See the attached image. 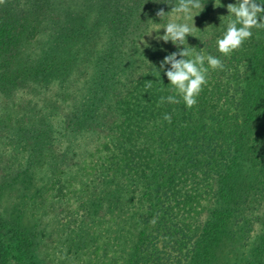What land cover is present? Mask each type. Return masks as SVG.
Instances as JSON below:
<instances>
[{"label":"trees","instance_id":"1","mask_svg":"<svg viewBox=\"0 0 264 264\" xmlns=\"http://www.w3.org/2000/svg\"><path fill=\"white\" fill-rule=\"evenodd\" d=\"M140 1L71 0L78 7L64 11L62 0H0V202L21 201L37 221L57 210L69 233L80 231L72 221L99 217L82 241L88 256L105 215L115 222L113 212H129L139 241L121 264L228 261L225 238L246 246V233L264 229V29L228 56L213 51L223 68L209 70L192 108L161 104L174 93L154 66L170 53L139 50L138 33L173 0H147L144 11ZM89 5L107 16L105 36L86 35ZM46 18L55 24L45 40ZM6 210L0 263L3 238L29 248L33 233ZM258 241L255 258L264 234Z\"/></svg>","mask_w":264,"mask_h":264},{"label":"rangeland","instance_id":"2","mask_svg":"<svg viewBox=\"0 0 264 264\" xmlns=\"http://www.w3.org/2000/svg\"><path fill=\"white\" fill-rule=\"evenodd\" d=\"M62 1V8L64 11H67L72 7H78L72 5L71 0ZM202 2L205 4L204 10L194 18L195 26L200 31H195L193 33L194 37H187V41L189 46L195 47L197 48V51H200L201 49H198V45L201 44L202 46L206 42L205 39L211 40L212 48L208 49L205 46L204 49L208 52L206 55H211L214 50L218 51L216 40L222 36L224 31V29L220 31L216 30V24L220 23L219 20L221 16L229 15L227 11V5L230 3L234 4L236 0H221L223 7L219 8L215 7V0H202ZM218 2L219 0H217V3ZM140 3H144V5H140L138 8L144 11V7H148V2L147 0H141ZM174 3L175 0L170 2V4ZM168 7V11L164 10L165 12L171 11V7ZM81 8H83L86 12V35H97L99 37L105 36L109 32V26L105 21L107 16L101 14L102 9L97 7L93 8L90 7V5L87 9L85 7ZM149 14L151 17L149 25H151L148 28L143 27V30H141V32L138 34L144 33V43L151 46L146 47V45L141 40V48L138 46L139 50H142V46H145L144 48H154L157 53L161 54V50L163 48V56L166 53L176 52L178 49L171 42L164 43L163 41H158L155 39L158 34H165L163 29H161L159 33L153 32L151 34L152 31L162 28L163 23L166 21L162 22L157 17V13L155 12ZM156 23L160 24L157 25ZM44 24H46L45 29L47 32L46 34L42 33V35H44L46 40L48 37H50V32L47 30V28L50 29L55 23L52 22L51 18H46ZM218 33L221 34L218 35ZM206 43L208 44V42ZM210 69L211 68H209V70ZM47 180H49V177ZM47 180H45L41 186L46 187ZM41 186L39 187L42 188ZM0 205L7 207L4 216L10 220H17L18 222L28 224L33 231V233L27 232L29 234L28 242L31 246L29 248H26L22 242H11L6 237L3 238L2 240L5 244L3 250L4 257L0 264H121V262H126L124 260L126 257H130L124 253V258H121V252H126L133 249V247L136 246L139 241V238H137L136 235L134 219L130 218L131 213L128 212L127 215H120L119 212H113L117 217V221L114 222L110 216L105 215V221L107 223L101 224L100 227L102 228L99 229V232L102 235L101 239L99 241L96 239V244H93V246H97L95 249L96 252L92 256H88L90 251L85 248L86 244L82 241L87 240V235L91 234L93 226L98 225V221L100 220L99 217H96L95 220H93L94 222H89L90 225L81 224L77 222L78 220L76 222L72 221L73 224L77 223L76 225L80 227V231L69 233V231H72L71 228L67 231V227H63L65 218L56 214L57 210L55 214L52 211L47 215H40L39 221H37L34 217H32L31 212L28 213L25 210L27 207L25 204H23L21 201H14L12 197L3 198L0 202ZM48 205L50 206V204ZM29 217L32 219V221ZM125 217H128V222L121 221L124 220ZM260 217L264 222V210L263 213L260 214ZM263 234L264 229L261 230L260 225H258V229L256 227L254 232L246 233V237H251V240H249L250 245L246 246H243L245 241H243L238 235L237 238L241 240L234 239L233 236H229L228 239L225 238L224 243L226 244V249L230 251V255L227 256L228 261L226 257L223 258L219 256L216 264H264V249L262 250L261 254L256 252L258 253V258H255V254L250 252L252 245L254 244L257 246L259 243L258 238H261ZM78 243L81 245H78ZM109 250L114 251L116 254L114 256H110L108 252ZM99 252H105L106 255L104 257H100L98 255ZM94 255H96V258H93ZM146 264L154 263L152 259H150Z\"/></svg>","mask_w":264,"mask_h":264},{"label":"clouds","instance_id":"3","mask_svg":"<svg viewBox=\"0 0 264 264\" xmlns=\"http://www.w3.org/2000/svg\"><path fill=\"white\" fill-rule=\"evenodd\" d=\"M169 5L170 12L160 9L156 14L162 22L166 21L163 27L151 32L159 33L163 29L165 34H158L155 39L171 42L178 49L164 57L159 70L154 66L158 74L161 71L165 73L170 81L169 91L174 93L161 97L160 103L176 104L182 100L188 108H192L207 83L209 68L222 69L223 62L216 56L205 55L203 49L197 51V48L188 44L187 37L199 30L194 18L204 10L202 0H175L174 4ZM215 7H223L221 0L218 3L215 0ZM227 11L228 16L220 17L224 31L216 40L217 49L224 56L230 55L249 40L253 29H264V2L261 0L259 3L257 0H236L234 4L227 5ZM152 84V81H146L145 87L150 88ZM163 119L171 123L170 115L165 114ZM150 223L154 225L156 219L153 218Z\"/></svg>","mask_w":264,"mask_h":264}]
</instances>
